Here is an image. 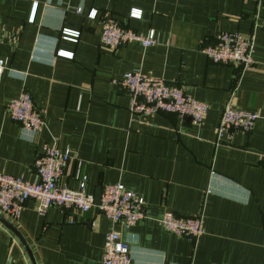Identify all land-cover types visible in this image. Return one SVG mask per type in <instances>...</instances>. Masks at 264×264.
<instances>
[{
    "label": "crops",
    "instance_id": "0c3cea01",
    "mask_svg": "<svg viewBox=\"0 0 264 264\" xmlns=\"http://www.w3.org/2000/svg\"><path fill=\"white\" fill-rule=\"evenodd\" d=\"M134 8L141 18L129 16ZM92 9L96 19L87 17ZM106 18L153 29L157 44L104 47ZM63 29L78 31L77 40L63 39ZM221 32L251 36L256 64L211 62L201 49ZM0 61V172L34 180L43 146L57 143L72 156L62 185L78 188L80 160L94 196L121 183L146 202V218L126 230L96 206H52L42 216L29 200L16 220L0 213L22 236L0 220V264H34L32 256L36 264H103L112 229L133 264H264V0H0ZM135 68L208 104L204 122L133 116L129 92L114 80ZM22 92L45 124L33 137L7 113ZM228 102L260 114L252 131L218 138ZM167 211L200 214L204 233L193 240L168 231L160 222Z\"/></svg>",
    "mask_w": 264,
    "mask_h": 264
},
{
    "label": "built area",
    "instance_id": "2783aa9c",
    "mask_svg": "<svg viewBox=\"0 0 264 264\" xmlns=\"http://www.w3.org/2000/svg\"><path fill=\"white\" fill-rule=\"evenodd\" d=\"M76 12H81V8ZM97 14L98 10L92 9L87 16L96 19ZM141 15L142 11L136 8L129 14L138 19ZM33 17L34 14L32 19ZM78 35V31L69 29L61 32V37L66 40L75 41ZM131 42H139L145 48L151 47L157 44L155 31L151 29L144 34L122 25L114 18L103 19L101 43L104 47L116 49ZM201 51L215 64L237 66L242 70L256 64L253 39L240 32H221L215 44L203 46ZM57 55L71 57L73 53L58 50ZM4 69L5 66L0 61V75ZM114 83L129 92V111L136 117L172 113L181 118L188 117L193 124L198 125L204 122L209 108L208 104L196 100L179 85L170 84L164 78L153 76L142 68L126 72L121 79L114 80ZM7 113L31 137L41 132L45 126L42 113L35 107L28 92L12 98L7 105ZM260 117L257 111L239 109L228 102L217 128L218 138L224 135L231 138L236 131L248 133ZM71 159L69 150H61L57 143L45 144L34 163V180L0 172V213L16 220L22 214L26 202L34 200L36 210L42 216L52 206L74 207L81 212H87L96 206L100 213L113 223L121 224L126 230L146 218L145 198L127 190L121 183L105 185L101 191L100 203L95 204V196L88 191V177L82 173L83 164L80 160L76 164L78 188L62 185L60 180ZM160 222L168 231L187 235L193 240L204 233V220L200 214L184 217L167 211ZM102 263L133 264L130 246L116 229L106 234Z\"/></svg>",
    "mask_w": 264,
    "mask_h": 264
},
{
    "label": "water",
    "instance_id": "95a60500",
    "mask_svg": "<svg viewBox=\"0 0 264 264\" xmlns=\"http://www.w3.org/2000/svg\"><path fill=\"white\" fill-rule=\"evenodd\" d=\"M100 198H101V190H99L96 195H95V204H99L100 203ZM0 220L3 221L6 225H8L10 228H12L14 230V232L18 233L19 237L22 238V236H20L19 232L16 230V228H14V226L4 217L0 214ZM25 245L28 246V244L25 242ZM30 251L29 246L27 247ZM32 260L34 262V264H36L34 257L32 256Z\"/></svg>",
    "mask_w": 264,
    "mask_h": 264
},
{
    "label": "snow or ice",
    "instance_id": "6c2138e0",
    "mask_svg": "<svg viewBox=\"0 0 264 264\" xmlns=\"http://www.w3.org/2000/svg\"><path fill=\"white\" fill-rule=\"evenodd\" d=\"M135 14H137V15H138V13H135Z\"/></svg>",
    "mask_w": 264,
    "mask_h": 264
},
{
    "label": "trees",
    "instance_id": "16d2710c",
    "mask_svg": "<svg viewBox=\"0 0 264 264\" xmlns=\"http://www.w3.org/2000/svg\"><path fill=\"white\" fill-rule=\"evenodd\" d=\"M88 15V14H87ZM88 17V16H87ZM89 18V17H88Z\"/></svg>",
    "mask_w": 264,
    "mask_h": 264
}]
</instances>
